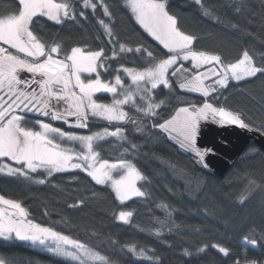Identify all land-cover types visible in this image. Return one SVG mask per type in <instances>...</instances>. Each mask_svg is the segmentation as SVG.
Wrapping results in <instances>:
<instances>
[{
	"label": "trees",
	"instance_id": "16d2710c",
	"mask_svg": "<svg viewBox=\"0 0 264 264\" xmlns=\"http://www.w3.org/2000/svg\"><path fill=\"white\" fill-rule=\"evenodd\" d=\"M53 1L65 13L62 21L36 15L29 32L57 60L66 61L75 49L97 55V76L105 84L124 77L123 69L142 71L169 56L122 0ZM21 12L19 0H0V21ZM167 12L192 39V50L214 54L225 66L248 55L259 73L205 98L182 91L173 71L154 116L126 106L128 117L118 124L91 119L77 129L46 118L66 132L122 131L97 150L101 160L131 163L140 173L141 194L128 202L81 171L0 174V195L20 204L33 224L87 245L112 264H264V151L251 143L218 177L161 130L179 110L210 103L264 134V0H171ZM113 100L95 97L99 104ZM38 120L27 117L21 127L36 131ZM120 213L131 216L129 224L117 221ZM0 262L73 264L2 238Z\"/></svg>",
	"mask_w": 264,
	"mask_h": 264
},
{
	"label": "rangeland",
	"instance_id": "374dc122",
	"mask_svg": "<svg viewBox=\"0 0 264 264\" xmlns=\"http://www.w3.org/2000/svg\"><path fill=\"white\" fill-rule=\"evenodd\" d=\"M19 1L21 14L0 21V174L26 177L40 170L51 175L81 171L95 183L110 187L120 203L128 202L141 194L140 173L131 163L101 160L97 150L122 131L66 132L45 122L46 118L77 129H85L91 119L118 124L128 117L126 106L142 116H154L160 107L161 87L171 88L169 74L173 71V80L182 91L205 98L230 82L259 73L248 55L225 66L214 54L192 50V39L177 30L175 19L167 12L171 0H122L169 56L142 71L123 69L124 77L118 75L112 84H105L97 76L96 55L75 49L66 61L57 60L53 52L45 55L29 32L36 15L61 22L65 13L58 11L60 6L53 0ZM99 94L111 95L114 100L110 105L99 104L95 101ZM30 116L40 119L36 131L21 127ZM210 119L218 125L244 127L239 117L205 103L200 108L179 110L161 130L203 162L206 155L196 146V138L201 125ZM130 219L125 213L117 217L121 224H129ZM0 238L30 244L73 264H112L87 245L33 224L20 204L1 195Z\"/></svg>",
	"mask_w": 264,
	"mask_h": 264
},
{
	"label": "water",
	"instance_id": "95a60500",
	"mask_svg": "<svg viewBox=\"0 0 264 264\" xmlns=\"http://www.w3.org/2000/svg\"><path fill=\"white\" fill-rule=\"evenodd\" d=\"M254 143L264 151V134L236 125H218L207 122L201 125L196 138V146L201 150H211L206 155L205 164L218 177H223L248 146ZM244 264V263H236Z\"/></svg>",
	"mask_w": 264,
	"mask_h": 264
},
{
	"label": "flooded vegetation",
	"instance_id": "af4514ba",
	"mask_svg": "<svg viewBox=\"0 0 264 264\" xmlns=\"http://www.w3.org/2000/svg\"><path fill=\"white\" fill-rule=\"evenodd\" d=\"M211 121H208V122H215V123H218V122H216V120H212V119H210ZM202 125H204V124H202ZM219 125H220V123H219ZM204 152H205V155H208L209 153H211L212 151L211 150H203Z\"/></svg>",
	"mask_w": 264,
	"mask_h": 264
},
{
	"label": "crops",
	"instance_id": "0c3cea01",
	"mask_svg": "<svg viewBox=\"0 0 264 264\" xmlns=\"http://www.w3.org/2000/svg\"><path fill=\"white\" fill-rule=\"evenodd\" d=\"M58 6H59V5H58ZM58 11L63 12V9L61 8V9H59ZM96 56H97V55H96ZM97 60H98V56H97V58H96V60H95L96 65H97ZM96 69H97V67H96Z\"/></svg>",
	"mask_w": 264,
	"mask_h": 264
}]
</instances>
